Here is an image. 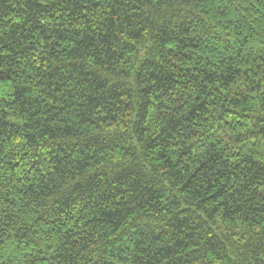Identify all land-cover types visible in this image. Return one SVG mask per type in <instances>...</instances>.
<instances>
[{
  "label": "trees",
  "instance_id": "16d2710c",
  "mask_svg": "<svg viewBox=\"0 0 264 264\" xmlns=\"http://www.w3.org/2000/svg\"><path fill=\"white\" fill-rule=\"evenodd\" d=\"M0 264H264V0H0Z\"/></svg>",
  "mask_w": 264,
  "mask_h": 264
}]
</instances>
